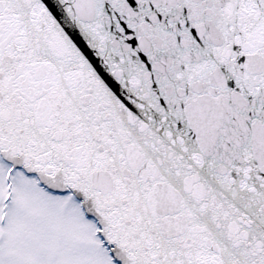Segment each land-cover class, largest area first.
Here are the masks:
<instances>
[{"label":"snow or ice","instance_id":"obj_1","mask_svg":"<svg viewBox=\"0 0 264 264\" xmlns=\"http://www.w3.org/2000/svg\"><path fill=\"white\" fill-rule=\"evenodd\" d=\"M0 264H264V0H0Z\"/></svg>","mask_w":264,"mask_h":264}]
</instances>
